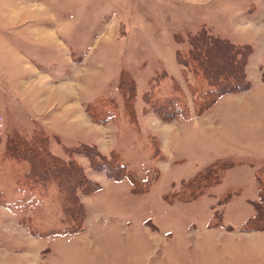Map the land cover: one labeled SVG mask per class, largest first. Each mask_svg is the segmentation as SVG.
<instances>
[{
	"label": "rangeland",
	"instance_id": "rangeland-1",
	"mask_svg": "<svg viewBox=\"0 0 264 264\" xmlns=\"http://www.w3.org/2000/svg\"><path fill=\"white\" fill-rule=\"evenodd\" d=\"M215 2L0 0V264H264V200L247 225L262 231L227 233L205 226L221 223L222 212L224 224L237 228L252 212L256 182L244 154H234L235 166L227 172L231 164L219 161L213 169H223L220 181L205 189L201 182L196 198L183 187L217 157L216 135L246 137L254 126L264 142V88H257V80L251 90L247 78H258L256 59L249 46L214 34L219 20L202 18L211 15ZM241 13L227 23L242 24ZM261 55L256 52L257 59ZM246 81L241 91L250 90L228 99L229 110L186 123L201 132L214 126L212 135L178 133L170 158H160V146L168 154L166 139L180 127L161 118L171 105L160 101L172 98L175 113L198 116L217 93ZM160 138L165 141L157 144ZM24 143L42 148L43 159L32 156L44 180L25 176L30 164L21 151ZM89 146L113 154L141 187L157 177L135 193L128 179L115 180L92 167ZM247 149L255 148H239ZM71 162L76 166L68 171ZM48 171H57L65 190ZM87 178L101 188L86 192ZM258 182L264 191V172ZM169 191L189 199L170 203L164 198ZM227 193L233 197L220 201ZM75 219L82 230L69 233L74 222L68 221Z\"/></svg>",
	"mask_w": 264,
	"mask_h": 264
},
{
	"label": "crops",
	"instance_id": "crops-1",
	"mask_svg": "<svg viewBox=\"0 0 264 264\" xmlns=\"http://www.w3.org/2000/svg\"><path fill=\"white\" fill-rule=\"evenodd\" d=\"M200 1L204 3L208 0H200ZM213 6H214L213 11L209 10L211 15H209L208 17H205V16L203 17L201 16V17L204 19L211 18L213 20H219V26H217V24L214 23V27H218L217 29L216 28L214 29V34L222 35L223 37H226L228 40L233 41L238 45H241V46L247 45L251 48L252 50L251 55L254 56V58L256 59L254 65L258 73V78H256L255 80L254 76L248 75L247 78L251 82L250 89L252 90L253 88L252 82L257 81V80L260 83L258 84L257 88L258 87H260L259 89H262V87L264 88V78H262V75L264 73L263 72L264 71V57H262V55H261V58L257 59L256 57V52H259L261 50L262 52H264V44H263L264 40L262 37L264 36V0H250L249 2H247L246 5L242 6L241 8L233 6L232 0L231 2L229 1L227 2L226 0H223V1L218 0V2H215V4H213ZM209 8L212 9V7H209ZM238 10L242 12L241 15H242L243 23L238 24L237 21L227 23V20L231 21L235 19L234 15L236 14V11ZM202 11L205 12L206 10H202ZM206 12L208 13V11ZM214 22H217V21H214ZM249 90L222 94L210 108H208L207 110H205L203 113L199 114L198 116L194 115L188 118L174 119V120L165 122L168 124L177 122V124H179L180 127L176 126L175 128L177 130L175 131V133L171 134V136L168 135V138L166 139V141L168 140L171 143L170 144L171 146L168 149L169 150L168 154L167 152H165V150L161 151V146H160L161 144L159 145L160 152H161L160 158H163V159L167 158V160L170 158V149L172 148L175 149L177 146L175 142L179 141L177 139L178 133L183 134V137L186 135L188 138H193V137L197 138L201 135V133H203L207 137L212 135L213 133L212 128L214 126H204L205 128L203 130L205 132H201L200 130H197V128L192 129V126H187L186 123H190L191 121L198 122L204 117H206L204 116L205 114L213 113V110H217V112L219 110H225V109L229 110V106L228 108H226V104H227L226 101L228 99L236 97V95H241L242 93H246ZM252 92H250V95ZM163 100L166 101V99H163ZM260 110L262 111V109ZM260 110L259 112H261ZM254 112H258V111L256 110ZM212 117H213V114H212ZM171 127L173 128L174 126H170L169 128L167 127V130L170 131ZM225 127H228V126H225ZM253 128L254 126H251V128H249L248 130L244 132V135H246V137L235 136V135L230 134V132H224V133H221L220 135H216L215 141L212 142V146L215 148V150H217L216 151L217 157L215 158L213 157L205 165L196 169V171L192 175L187 177L186 179L194 176L196 173L205 169L207 166L214 164V163H218L219 161L228 162L229 164H231L230 167L226 169V172H227L229 169H232L235 166V161H234L235 159H233L234 154H237V155L244 154L242 158L244 159V162L246 163L247 169L251 171L250 175L253 177V179H255V182H256V197L250 198L249 201L253 202L254 200L258 199L259 186H258L257 180H258V177H260V173L264 172V142H263V139L259 138V136L263 134H255V129L253 130ZM183 137L180 140L181 142H184L185 138ZM163 139L164 138H160V142L157 139L155 141H157V144H159L161 143V141L162 143L163 141H165ZM242 147H247V148L253 147L255 149H251V150L247 149L245 151L239 150V148H242ZM234 148H238V151L244 152V153H236V150ZM155 165L158 168V165L156 162H155ZM241 190H242L241 188L236 189V193H237L236 195H238L239 193L241 194ZM232 197H230L225 203H227ZM252 205H253L252 212L249 215H247L238 225H236L238 226L237 228H234L232 224L230 223L224 224L222 212H221V221H220L221 223H216L215 225H212V226H209L208 223H206L205 226L207 229L214 228V227H220L221 230L227 233H230V232L235 233L236 231L238 233L262 231V230H242L241 229L244 221L249 216L254 214L255 212L254 204Z\"/></svg>",
	"mask_w": 264,
	"mask_h": 264
},
{
	"label": "trees",
	"instance_id": "trees-1",
	"mask_svg": "<svg viewBox=\"0 0 264 264\" xmlns=\"http://www.w3.org/2000/svg\"><path fill=\"white\" fill-rule=\"evenodd\" d=\"M242 74H243V78L245 79L244 72ZM247 86H248V82L243 87H241L239 89H228V90H224L223 92L217 93L215 96H213V98L211 99L209 104L206 105L199 113L203 112L205 109H207L209 106H211L222 94L238 92V91H241V90L245 89ZM160 103H161L162 106L171 105L170 107L169 106L167 107L171 111V113H169V115H164V116L162 115L163 117L159 113L160 110H158V108H156L155 105H152V108H154L155 111L160 114L161 118L166 119L168 121L174 120V119H177V118H180V117L188 118V117L181 116L180 112L176 111V113H175L174 107L176 109V106L173 104V99L168 100V102H161L160 101ZM125 106L129 110L127 104ZM177 107L179 108V106H177ZM126 108H125V110L127 111ZM129 114L131 116V119H133L134 118L133 111L131 113L130 110H129ZM132 121H134V120H132ZM21 147H23L22 148L23 150H21V151L26 153L24 155V160H26L30 164V169L27 172H25V176L27 178H30V179L33 178V177H37L40 180H44L45 179L44 178L45 172L41 171V169H36L37 172H35V169H34V163L35 162H34V157L32 156V154H38V155H40V158L43 159V154H41L39 152V151H43L42 148L39 147L41 149L40 150L36 146L35 147L34 146L32 147L31 145L27 146L25 143H24V145H21ZM89 148L92 151H94V152H92L93 154H91V155L89 153H86V155L89 158L90 163L92 164V167L97 168V169H105V172L109 175V177H111V178L115 177L114 178L115 180H122L124 178L128 179V181L133 186L132 187L133 188L132 191H134L135 193H143L144 191H146L149 188V186L152 184V182L155 180V178L157 177V175H155L152 179L147 181L144 184L143 187H141L140 184H139L140 183V179L137 177V175H134V174L130 173L129 171H127L125 165L123 163L119 162L118 159H115V156L113 154L110 153V155L104 156V155L98 153V151L93 146H89ZM17 151H18V149H17ZM10 155L12 156V158H16V159L19 157V155H14L11 152H10ZM44 157H45V155H44ZM93 160L96 161V164H94ZM39 164H40V167H43V168H46L47 170H50L49 169L50 167H48V165L46 163H44L43 161H40ZM69 165L70 166H69L68 171H70V170L73 171L72 168L75 169L76 165L73 162H71V164H69ZM216 165H217V163L211 164V165L207 166L205 169H203V170L199 171L198 173H196L194 176H192V177H190V178L185 180V184L183 185V187H184V189L187 188V189L190 190V194H189L190 195V197H189L190 199L191 198H196L198 195L202 194L203 191H201V192L198 191V188L200 187L198 185L201 182H204V184L202 185V188L205 189L206 187L210 186L211 184H214V182L217 183V182L220 181V178L222 177V170L223 169L221 168L222 170L219 169L218 171H215L213 168H215ZM48 173L50 174L51 179H54V180H56L58 182V185H59L58 187L60 188V190H65L64 188L61 187L64 184V182H63L62 179H60V175L57 173V171H52V173L48 171ZM113 174H115V176ZM259 178L260 177H258V179ZM208 180L209 181H213V182L212 183H207ZM84 182L86 183V185H89L88 186L89 189H85L86 192H94V191H97L100 188V185L96 181H92V180L87 178V179L84 180ZM182 182H184V181H182ZM181 184H183V183H181ZM263 192L264 191H262L261 188H258V199L253 201L254 206H256L255 210H258V212L256 214H258L262 210L261 207H257V206H258L259 200H264V197H263L264 193ZM230 197H231V193H227V195L220 201L224 202V201L228 200ZM164 198L166 199V201H168L170 203H172L173 200H175V199L176 200H180V201L189 199V198H182L178 194V192H174V191H169L166 194H164ZM68 204L71 207L72 204L71 203H68ZM254 215L255 214L249 216L244 221V223H243V225L241 227L242 230H255V228H250V227L247 226L248 222L250 221L251 218H253ZM81 216L83 218V212L81 213ZM70 222H74V224L72 225ZM80 222H78V220H76V219L73 220V221H68V223H70L72 225L69 233H76L78 231H81L82 230V226H81Z\"/></svg>",
	"mask_w": 264,
	"mask_h": 264
}]
</instances>
